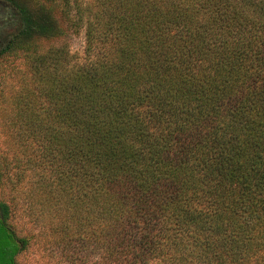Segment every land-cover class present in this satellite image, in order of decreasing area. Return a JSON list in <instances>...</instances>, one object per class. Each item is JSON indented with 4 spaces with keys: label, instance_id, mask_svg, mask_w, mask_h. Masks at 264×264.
<instances>
[{
    "label": "trees",
    "instance_id": "obj_1",
    "mask_svg": "<svg viewBox=\"0 0 264 264\" xmlns=\"http://www.w3.org/2000/svg\"><path fill=\"white\" fill-rule=\"evenodd\" d=\"M0 1L19 23L0 61L34 84L25 169L67 242L99 264H264V0ZM67 30L85 62L40 49ZM11 217L0 199V264L29 246Z\"/></svg>",
    "mask_w": 264,
    "mask_h": 264
},
{
    "label": "rangeland",
    "instance_id": "obj_2",
    "mask_svg": "<svg viewBox=\"0 0 264 264\" xmlns=\"http://www.w3.org/2000/svg\"><path fill=\"white\" fill-rule=\"evenodd\" d=\"M19 23L12 8L0 1V46L18 30ZM60 41L41 42L40 49L66 44L73 61H86L84 30L66 31ZM34 84L32 75L21 57H5L0 61V170L4 173L0 199L12 209L11 223L20 236L28 239L29 246L18 257V264H99L89 244L82 245L73 237L75 228L59 212L47 209L44 195L36 190V176L25 169L33 158L26 135L19 141L16 116L25 117L34 103L31 98ZM31 96V98H29ZM36 108V106H35ZM19 161L17 166L16 161ZM16 164V166H15ZM17 178H21L16 181ZM71 237V238H72ZM67 242V243H66Z\"/></svg>",
    "mask_w": 264,
    "mask_h": 264
}]
</instances>
